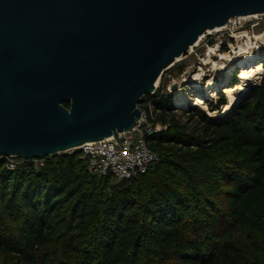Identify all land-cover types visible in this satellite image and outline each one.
<instances>
[{
  "label": "trees",
  "instance_id": "16d2710c",
  "mask_svg": "<svg viewBox=\"0 0 264 264\" xmlns=\"http://www.w3.org/2000/svg\"><path fill=\"white\" fill-rule=\"evenodd\" d=\"M139 106L166 128L146 136L158 162L130 180L77 151L0 159V264H264V79L219 116L191 107L182 123L162 88Z\"/></svg>",
  "mask_w": 264,
  "mask_h": 264
},
{
  "label": "water",
  "instance_id": "95a60500",
  "mask_svg": "<svg viewBox=\"0 0 264 264\" xmlns=\"http://www.w3.org/2000/svg\"><path fill=\"white\" fill-rule=\"evenodd\" d=\"M261 13L264 0H0V154L117 139L201 35Z\"/></svg>",
  "mask_w": 264,
  "mask_h": 264
},
{
  "label": "built area",
  "instance_id": "2783aa9c",
  "mask_svg": "<svg viewBox=\"0 0 264 264\" xmlns=\"http://www.w3.org/2000/svg\"><path fill=\"white\" fill-rule=\"evenodd\" d=\"M258 30L259 32H257ZM219 31L222 33L221 37L223 40L214 39L220 42L217 45H212L213 41H210L209 43L213 47H208V50L216 48V51L220 52L219 49L221 46H218L219 44H227L228 48L235 49L232 47L233 41L237 42L241 39L247 42H253V44L259 46L257 42H259L261 38H264V13L230 18ZM205 34H211V32ZM239 48H236V51L233 52V54L235 53L234 56H239L241 53L238 51H243V49ZM226 54L228 55V53ZM260 64L262 68L264 58H262ZM239 72L236 71L235 73ZM156 89L157 88H155V90ZM148 105L149 114L152 118V104L149 102ZM164 128H166V126L161 124H156L154 126L148 120L147 114L143 111L136 124L128 131L118 133L117 139L111 136L100 141L84 143L78 149L81 151L82 157L86 160L89 168L94 174L97 176L109 175L110 183L115 184L130 180L144 173L149 166L158 162V155L148 147L146 136ZM74 151L75 150H68L66 153H73ZM0 159L5 160V166L9 170L15 169L22 164L24 160H27L22 157L19 158L13 155L2 154H0ZM31 159H33L35 166L42 164L41 158Z\"/></svg>",
  "mask_w": 264,
  "mask_h": 264
},
{
  "label": "rangeland",
  "instance_id": "374dc122",
  "mask_svg": "<svg viewBox=\"0 0 264 264\" xmlns=\"http://www.w3.org/2000/svg\"><path fill=\"white\" fill-rule=\"evenodd\" d=\"M217 31L211 30L209 31L211 32V34L202 35L201 39L198 41V44L193 45L191 50H189L186 55L180 57L179 60L175 62V64L171 68L165 70L156 83L158 89L162 88V91H166L170 94V97L173 100L172 104H174V112L180 117L182 123L187 122V116L193 113L191 107L204 110L210 116H219L227 112L228 110L223 112L222 106L219 110H210L207 102L212 101L213 103L217 99V91L220 90L224 93V88L222 87L228 85L231 86L233 83H241V80L238 77V73H235L236 71H240L241 60L255 55L253 60L256 62L259 61L260 63L262 58H264V38H261L259 42H257L259 43V46L253 44V42H247L244 39H241L240 41L238 40L237 42L233 41L232 47H234L235 49L228 48L227 44H219L218 46H221L219 49L220 52H217L215 48L214 52H210L207 56L206 54L208 52V47L212 48V45H217L218 43H220L217 40H223V38L221 37V31ZM257 32H259V30ZM210 41H213L212 45H210ZM236 48L246 50V53L240 51L241 54H239V56H234L235 53L233 54V52L236 51ZM226 53H228V55ZM220 56H224V58L219 59ZM205 59H208V63H204V61H206ZM179 64L183 65L182 71H178V68H176V66ZM215 65L219 66V68L214 67ZM227 66L229 67V69L227 68ZM225 67L227 70L226 72ZM196 73H199L201 75L199 76L200 80L198 81L200 83V88L209 87L211 83H216L219 85L218 89L215 91L216 93L214 94V96L202 97L204 98L202 99L203 102L198 105L193 104V101L198 94L197 92H194L193 87L188 82V80ZM234 75L235 78L233 77ZM262 79H264V64L262 70L256 75V77L254 76L252 79H249L246 82V90L238 94L236 98L237 100L233 105L241 101L247 94L248 89L259 83ZM173 85H176L175 90L172 89ZM184 92H186L188 99H186V101L184 102H181L179 101V95L180 93L184 94ZM175 106L178 108H176ZM182 107L184 108L180 109Z\"/></svg>",
  "mask_w": 264,
  "mask_h": 264
},
{
  "label": "bare ground",
  "instance_id": "6f19581e",
  "mask_svg": "<svg viewBox=\"0 0 264 264\" xmlns=\"http://www.w3.org/2000/svg\"><path fill=\"white\" fill-rule=\"evenodd\" d=\"M221 29V27H215L211 30L213 31H217ZM211 30H208L206 31L205 33H208L209 31ZM204 33V34H205ZM202 36V35H201ZM201 36L199 37V39L196 41V43L194 45H197L198 44V41L201 39ZM192 48V47H191ZM190 48V50H191ZM216 50V49H215ZM212 53L214 52V49H209L208 52H207V56L209 55V53ZM240 52V51H239ZM243 53H246V50H243L242 51ZM241 53V52H240ZM248 56V55H247ZM246 56V57H247ZM255 57V55H252L250 57H247L243 60L240 61V72L238 73V77L240 78L241 80V83L239 84H236V85H232V86H225V87H222L224 88V93H225V96L227 97V103L222 105V109H223V112L224 111H227L231 108V106L235 103V101L237 100V96L240 92H243L246 90V82L249 80V79H252L254 76L256 77V75L262 70L261 68V64L259 63V61H254L253 58ZM220 58H224V56H220ZM206 61H204V63H208L207 60L208 59H205ZM214 65V64H213ZM218 65V64H217ZM215 65L214 67L216 68H219V66ZM220 65V64H219ZM225 66V65H224ZM227 68L229 69V67L227 66ZM221 71V70H220ZM226 67H225V72H226ZM224 72V73H225ZM221 75V74H220ZM199 76H201L199 73H196L194 74L189 80L188 82L191 84V86L193 87V90L194 92H197V96L195 98V100L193 101V104L195 105H198V104H201L203 102L202 100V97H204L205 95L206 96H214V94L216 93L215 91L218 89L219 85L216 84V83H211V85L209 87H204V88H200L199 85L200 83L198 82L200 79H199ZM157 83V81H156ZM155 83V86L157 88V85ZM186 99H188V96L186 94V92L183 93H180L179 95V101L181 102H184L186 101ZM178 101V102H179ZM186 105V104H185ZM187 106V105H186ZM222 112V113H223Z\"/></svg>",
  "mask_w": 264,
  "mask_h": 264
}]
</instances>
